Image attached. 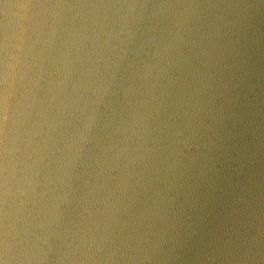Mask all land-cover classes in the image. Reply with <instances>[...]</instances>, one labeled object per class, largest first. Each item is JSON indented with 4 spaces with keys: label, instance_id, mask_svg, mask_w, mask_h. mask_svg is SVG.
<instances>
[{
    "label": "water",
    "instance_id": "water-1",
    "mask_svg": "<svg viewBox=\"0 0 264 264\" xmlns=\"http://www.w3.org/2000/svg\"><path fill=\"white\" fill-rule=\"evenodd\" d=\"M0 264H264V0H0Z\"/></svg>",
    "mask_w": 264,
    "mask_h": 264
}]
</instances>
